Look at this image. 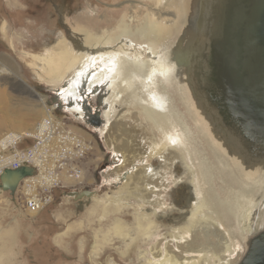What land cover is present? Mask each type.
I'll return each mask as SVG.
<instances>
[{"label":"rangeland","instance_id":"1","mask_svg":"<svg viewBox=\"0 0 264 264\" xmlns=\"http://www.w3.org/2000/svg\"><path fill=\"white\" fill-rule=\"evenodd\" d=\"M203 1L195 0L192 10L187 12V18L190 16L186 27L182 24L183 12H186L183 0H0V140L10 132L33 131L53 102L59 100L55 80L69 69V64L65 66L60 57L67 51H71L74 58L87 52L90 45L85 33L95 37L112 35L115 37L113 44L124 39L131 52L129 56L143 62L148 53L139 55L138 51L146 50L147 43L155 42L156 45L157 41L155 37L145 39L141 31L153 24L168 29L175 26L171 36L164 37L156 45L159 47L156 58L161 55L162 61L167 60L170 50L181 43L182 49L192 51L198 40L204 43V52L209 57L212 34L219 31L214 30L213 25L212 30L205 33L202 9L209 14L210 7L207 0L204 4ZM205 64L208 65V61L205 60ZM143 69L136 73L140 104L125 106L105 132L102 131L105 125H91L83 110L73 117L74 114L68 112H73V107L67 106L68 103L54 110L56 117L69 122L90 145L83 161V178L67 177L63 186L54 190L50 203L40 211L27 209L16 192L12 195L0 182V264H26L27 261V264H148L157 258L158 251H173L179 261L190 255L197 264H242L253 239L264 232L261 165L244 167L239 173L245 174V180L232 189V195H237L238 199L234 210L241 212L248 219L246 224L251 223L254 229L247 233L238 229L240 224L232 225L237 227L235 231L240 239L232 252L231 248H226L227 237L205 239L197 228L196 233L187 238L180 239L177 235V239L174 238L173 231L182 233L186 226L193 190L180 155L170 149L163 153L156 147L165 139L145 112L157 105L149 86L152 79L159 81L157 87L168 114L171 105L164 93L165 81L155 62ZM209 75L204 71L200 78L207 81ZM213 82L220 87L218 81ZM188 85L186 79L184 86ZM69 91L71 93V88ZM170 96L179 116L200 137L201 132L190 113L197 105L190 101L193 106H189L179 90ZM201 96L200 102L206 98L207 104L215 102L217 110L211 113L223 122L216 101L208 95ZM94 101L92 111L98 108ZM202 117L205 120L204 115ZM230 128L243 150L254 157L252 162L259 163L262 147L252 137L249 141L244 134ZM31 143L26 140L21 147ZM111 146L126 159L125 166H118L115 161L116 166L106 168L111 160ZM151 148L156 149L152 151ZM142 160L146 165L131 173L127 180L126 177L116 178L134 161ZM215 183L221 184L218 180ZM203 187L207 186L203 184ZM252 187V192H248ZM249 214L251 217L247 218ZM220 231L226 236L224 227L220 226ZM213 241L218 245L213 247ZM203 247L202 253L197 252ZM189 250L195 252H187Z\"/></svg>","mask_w":264,"mask_h":264},{"label":"bare ground","instance_id":"2","mask_svg":"<svg viewBox=\"0 0 264 264\" xmlns=\"http://www.w3.org/2000/svg\"><path fill=\"white\" fill-rule=\"evenodd\" d=\"M212 1L214 4L220 0ZM183 2L185 6L184 10L186 12H183L182 24H189L190 15L188 18L187 15L189 14V9L192 10L195 0H183ZM206 2L211 9L213 6L211 0H207ZM215 7L213 6L211 11L208 9V12H210L209 14L206 13L207 11L205 12L204 8L202 9L203 15L201 22L206 23L205 33L212 30L211 22L215 20L219 9V7ZM208 21H210V24L207 23ZM187 24L185 25L186 27ZM173 28H175V26ZM173 28L168 29L153 24L146 30L141 31V33L145 39L155 37L157 45L161 39H164V37L171 36L172 30H174ZM85 34L89 42L88 44L90 45L87 52L74 58L71 56V51H67V54H63V56L60 57V59L62 58L61 62L63 61L65 66L69 64V69L65 70L64 73H61V75H58L55 80L58 83L56 85V89H58L57 94L64 90H67L66 92L69 94V89H73V87H79V90H84L81 92L82 102L78 99L79 104H77V101H72L70 102V106H73L74 111H79V109L84 110L87 116L86 118H89L91 115L101 119L102 124L105 125V128H103L102 131L105 132L107 129L106 127L110 125L111 122L117 120L121 113H123L121 111H123L125 106L132 107L140 104L141 99L136 92V73L143 69V67L148 66L151 62H155L157 70L161 73L163 80L165 81V83H163V89L169 99L172 113L169 109L168 112L170 114L166 113L164 110L160 96L161 92L157 87L159 81L156 82L154 79L150 81L149 86L153 89V98L157 105L153 108L147 109L148 111L145 110V112L154 120L155 125L158 127L157 129L163 133L165 139L162 141V144H159L156 147H158L163 153L170 149L180 155V158L183 160L187 169V179H189L193 190V200L188 208L189 214L187 215L186 226L182 228V233L179 232L177 234V231L174 230L172 236L176 238L177 235L180 239H184L190 234L196 233L195 228H197L199 234L205 239H213L210 236H218L225 239L228 238L229 243L226 248H231L232 252V248H236L240 243L238 232L235 231L237 227L235 228L232 225L234 224L235 226H238L240 224L241 228L238 229H242L247 233H251L254 230L251 223H249V225L246 224L248 219L246 220L241 212L234 210V206H236L238 199L237 195H232V189L239 187L243 183V180H245L243 177L245 174L243 173L241 175L239 173L244 170V167H254L255 165L258 166L260 164V170H263L262 174L264 176V157H262L264 154L259 156L261 159L257 158L260 159L258 160L259 163L252 162L254 157L252 158L251 155L243 150L239 141L236 139L235 132L226 124L224 125V121L222 122L217 116H213L211 113V111L213 113L216 112L217 109L211 104V102L207 104L206 94L208 93L206 79L204 81L201 79L203 84L200 87L196 78L197 73L200 74L199 77L202 76L201 67L204 65H202V62L209 60V57L204 52V46H201L202 40L197 41L198 43L195 44L192 51L182 49V43L180 46L177 45L176 48L171 49L167 54L169 56L167 60L164 58L163 61L161 60V55L156 58L158 56L157 51L159 47L155 45V42H152V44L147 43L145 45L146 50L138 51L139 55H142L146 51L148 53L142 62L139 58L136 60L129 56L130 51L126 48L124 39L121 42H118V44H113L115 37L112 35L95 37L89 33ZM183 40L185 43L186 40ZM73 52L74 51H72V53ZM202 54L206 55L204 61H202ZM183 78L187 79L189 84L187 86L188 88L184 86L186 79L183 80ZM150 79L151 78L149 77V80ZM175 85H178L179 88H176ZM177 90L180 91V94L183 96L185 102L187 104L189 103V106H193L191 102L197 105L196 108L198 110L190 111V113L192 114L193 121H195L197 130L201 132L200 137L195 134L192 129L193 127L179 116L176 108L172 104L170 94ZM72 92L74 93V91ZM201 95L206 98V101L200 102ZM125 97L128 99H125ZM93 101L98 103V108H95V111L91 110V108H93ZM208 105L209 108L207 107ZM208 110H210V112ZM201 115H204L205 120ZM94 129H96V127ZM10 133H13L15 137L17 135L22 136L25 134L17 132ZM102 134L105 135V133ZM107 140L108 138L105 139V141ZM112 143L109 144L113 145L114 143ZM169 147L173 148L171 149ZM110 148L111 150L109 149V151L118 156L120 152L118 153L113 146ZM154 149H152V151ZM256 154H253V156ZM115 161L116 164L119 163L118 166L126 165V159L118 158V160H114V162ZM136 162L134 161L133 164L131 162L132 166H129L123 175L122 173L118 175L116 174L118 176L116 178L119 180L126 177L127 180L131 173L138 171L141 169V166L146 165L143 160ZM216 180L221 184L218 183V185H216ZM203 184L207 187L204 188ZM252 190L253 187L248 189V192H252ZM243 195H245V193ZM154 214L157 215L156 212H154ZM250 217L249 214L247 218ZM220 226L225 228L226 236L220 231ZM213 243V247L218 245L215 241H213ZM204 248L205 247L199 249L197 252L202 253ZM206 249H208V247H206ZM191 251L195 252L194 250H189L187 252ZM231 252L229 251V253ZM204 256L205 255H203V257ZM156 257L157 258L155 259H151L148 264H197V260H191L190 255H186V259L179 261L173 251H158ZM204 259L207 260V257L205 256ZM228 261L224 262L228 263ZM27 263L28 261L26 264Z\"/></svg>","mask_w":264,"mask_h":264},{"label":"water","instance_id":"3","mask_svg":"<svg viewBox=\"0 0 264 264\" xmlns=\"http://www.w3.org/2000/svg\"><path fill=\"white\" fill-rule=\"evenodd\" d=\"M213 6L219 9L212 27L218 29L221 37L219 33L212 34L208 65L202 62L205 67H201V75L204 71L210 74L206 95L220 107L224 123L249 141L251 137L255 139L264 154V0H220ZM199 75L196 78L201 87ZM211 78L219 82V88ZM213 94L216 96L212 97ZM214 103L211 104L216 107ZM88 122L102 125L96 116L90 115ZM30 172L24 167L7 170L1 182L14 195L20 180ZM242 264H264V232L253 239Z\"/></svg>","mask_w":264,"mask_h":264},{"label":"built area","instance_id":"4","mask_svg":"<svg viewBox=\"0 0 264 264\" xmlns=\"http://www.w3.org/2000/svg\"><path fill=\"white\" fill-rule=\"evenodd\" d=\"M66 91L58 94L59 100L53 102L33 131L16 137L9 133L0 140V182L7 170L29 168L31 172L18 183L16 196L32 211L45 208L50 203L54 190L61 188L67 177H74L76 180L84 177L83 161L90 145L69 122L54 114V110L64 102L68 103L67 106L72 101L79 104L78 99L82 102L81 92L84 90H79V87L73 90L71 88V92L74 91L69 92L71 96ZM80 111L82 109L68 112L76 117ZM26 140H31V145L21 147ZM110 157L106 168L114 167V160L121 159L122 156L120 153L116 156L110 152Z\"/></svg>","mask_w":264,"mask_h":264}]
</instances>
